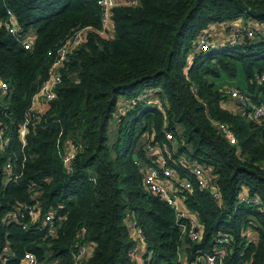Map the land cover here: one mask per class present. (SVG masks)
I'll return each instance as SVG.
<instances>
[{"label":"trees","instance_id":"trees-1","mask_svg":"<svg viewBox=\"0 0 264 264\" xmlns=\"http://www.w3.org/2000/svg\"><path fill=\"white\" fill-rule=\"evenodd\" d=\"M7 10L17 25L14 35L7 32ZM100 16L96 0H0V78L8 84L0 92V123L8 137L0 149V257L5 264H23L29 251L44 264H74L78 246L85 244L89 254L77 264H138L128 224L133 217L150 264H176L179 247L188 241L172 208L143 184L147 167L160 170L159 158L144 148L152 138L163 147L168 168L192 183L181 194L203 227L199 242L189 243L190 255L210 251L223 233L233 236L234 250L225 264H264V117L252 111L264 105V81H258L264 73V0L118 4L102 35ZM236 19L252 21L256 34L191 51L210 25ZM82 28L84 40L64 61L55 98L33 111L23 146L19 130L47 77V51ZM25 38L30 49L20 44ZM148 89L152 97L118 110L122 98ZM231 89L245 103L231 98ZM68 147L76 148L69 172L60 157ZM7 160L20 175L4 183ZM191 163L209 173L219 201L184 167ZM242 195L260 204L239 203ZM25 205L38 211L36 220ZM10 212L16 218L5 219Z\"/></svg>","mask_w":264,"mask_h":264},{"label":"built area","instance_id":"built-area-1","mask_svg":"<svg viewBox=\"0 0 264 264\" xmlns=\"http://www.w3.org/2000/svg\"><path fill=\"white\" fill-rule=\"evenodd\" d=\"M138 0H123L118 3L116 0H96L97 5L101 9V29L99 33L104 34L106 28L109 27L110 24V15L111 10L118 4H127V5H135ZM7 15V32L14 35L17 32V25L15 20L13 19V15L10 10L6 11ZM216 25L217 27L225 26L229 27L231 32L229 34V42L235 43L238 40H242L244 37H253L256 34L255 28L253 27V22L248 21V23H243L241 19L232 20L229 25H223L222 23L212 24L210 30ZM223 27V28H225ZM86 28H82L74 31L69 34L57 47L53 49H49L47 51L48 57L51 58V63L47 70V77L39 86L37 92L34 93L31 99L29 111L25 114L24 122L19 130V137L22 145L24 146L25 140V132H26V124L29 122L33 111L36 110L39 98H41L42 102L45 104L48 101H51L55 98V90L56 87L61 83L62 75L61 68L63 66L64 61L68 57L69 53L78 47L85 37ZM211 34L206 35L202 33L193 43L191 44V51L197 52L199 50L212 48L216 49L219 45H223L214 41L211 38ZM20 44L24 49L31 48V40L29 38L21 39ZM219 44V45H218ZM259 83L264 81V73L258 76ZM8 89V84L4 80L0 78V92H5ZM154 95V91L152 89H148L142 91L135 97L124 98L120 101L119 109L120 111L126 110L131 107L135 103L139 101H144L147 97H152ZM231 98L238 99L239 101L245 103L243 96L241 95L238 89H231L230 92ZM253 114L256 117H264V105L260 106H252ZM220 129L227 135V138L231 143H235V137L232 135L228 127L221 123L219 124ZM166 138L168 140H173V134L170 132H165ZM8 143V137L5 135V130L2 124L0 123V149H4V147ZM144 148L150 154L156 155L159 165V171H157L153 167H147L145 169L143 175V184L154 194L161 197L167 205H169L174 214L176 222L178 223L180 233L182 234V238L186 239L188 243H183L182 246L179 247L177 252L176 264H225L227 258L233 253V248L231 247V243L233 241V236L229 234H219L215 238V244L210 251L199 250L190 255L187 251L189 247V243L199 242L201 237V228L197 219L193 214H191L184 206V196L181 194L183 191H188L192 187V183L187 178L179 179V177L173 173L170 168L166 165V159H164L163 147L159 145L157 142H153L152 138L148 139L144 143ZM69 149V151H68ZM76 148L68 147L64 153L60 154L61 160L65 166L67 172L70 171L69 163L73 157ZM25 157L23 158V160ZM184 167L188 169L189 172L195 177L197 184L203 188L207 189L212 198L219 201V192L218 190L211 184L210 175L207 171H205L201 166L191 163L188 166L184 164ZM20 174H16L12 169V162L7 160L4 165L3 170V182H14ZM178 188L175 187V184ZM30 185H33L31 183ZM1 199V198H0ZM239 203H254L256 205L260 204V201L256 197H251L247 195H242L239 198ZM24 209L26 211V215L32 220H36L38 217V211L34 209L31 205H25ZM23 214H20V217H23ZM16 218L14 212L7 213L5 215V219H13ZM52 216L50 214H46L44 216L45 221H50ZM128 224L130 226V234L136 241V245L134 248V252L138 257V264H150V255L151 252L147 249V244L145 242V238L143 235L142 228L136 223L133 217L128 219ZM53 233V232H52ZM247 235V240H251V238L255 237L251 231L245 233ZM244 246H246L244 244ZM89 254L88 247L85 244L79 245L75 256H74V264H77L79 261L87 257ZM244 255V249L238 251V256L242 258ZM23 264H44L36 258L34 253L26 251L23 256ZM0 264H5V260L0 257ZM243 264H249L243 263Z\"/></svg>","mask_w":264,"mask_h":264},{"label":"rangeland","instance_id":"rangeland-1","mask_svg":"<svg viewBox=\"0 0 264 264\" xmlns=\"http://www.w3.org/2000/svg\"><path fill=\"white\" fill-rule=\"evenodd\" d=\"M230 24V22H227V23H225V24H223V25H229ZM223 27H225V26H221V27H217L216 25H214V27L212 28V30H210V27L209 28H207L206 30H203L202 31V33H204V34H206V35H209L210 33H211V38L214 40V41H217V42H220V41H223V40H225V37H226V35L229 33V32H231V30L229 29V27H225V28H223ZM217 29H221V30H226V31H224V36L222 37V38H217V36H216V34H215V32L217 31ZM201 33V34H202ZM29 36H32V34L31 35H29ZM219 45V44H218ZM190 49H191V47H190ZM234 85V84H233ZM122 99H124V98H122ZM121 99V100H122ZM39 100L40 101H42L41 100V98H39ZM116 128H117V125H116V116L114 115L111 119H110V122H109V128H108V134H109V136H110V141L112 142L114 139H115V133H116Z\"/></svg>","mask_w":264,"mask_h":264},{"label":"crops","instance_id":"crops-1","mask_svg":"<svg viewBox=\"0 0 264 264\" xmlns=\"http://www.w3.org/2000/svg\"><path fill=\"white\" fill-rule=\"evenodd\" d=\"M118 3H120V2H122L123 0H116ZM210 27H211V25H210ZM211 34V33H210ZM215 34H216V36H217V38H222L223 36H224V31L223 30H221V29H217V31L215 32ZM229 36H231L229 33L226 35V37H225V40H223V41H220V42H218V43H220V44H223V43H226L227 41H229ZM43 102L42 101H38V104H37V110H40L42 107H43ZM253 233V232H252ZM51 264H54V263H51Z\"/></svg>","mask_w":264,"mask_h":264},{"label":"water","instance_id":"water-1","mask_svg":"<svg viewBox=\"0 0 264 264\" xmlns=\"http://www.w3.org/2000/svg\"><path fill=\"white\" fill-rule=\"evenodd\" d=\"M68 151H69V149H68ZM133 157H134V159H136V155H134ZM0 207H1V204H0ZM199 227L202 228L203 226L200 224Z\"/></svg>","mask_w":264,"mask_h":264}]
</instances>
